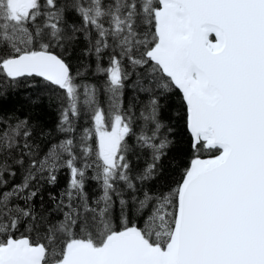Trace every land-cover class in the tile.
Returning a JSON list of instances; mask_svg holds the SVG:
<instances>
[{"label": "snow or ice", "instance_id": "1", "mask_svg": "<svg viewBox=\"0 0 264 264\" xmlns=\"http://www.w3.org/2000/svg\"><path fill=\"white\" fill-rule=\"evenodd\" d=\"M74 3L73 11L81 17L83 27L73 25L71 33L61 38L56 0H44L43 5L53 10L55 19L37 13L23 27L16 25L15 17L10 24L11 14L4 11L7 0H0V103L35 81L65 92L67 84L17 65L40 53L57 61L65 80H70L69 66L56 49L64 48L65 40L80 39L81 31L88 43L85 55L95 56V74L105 78L101 90L112 95L107 104L93 99L79 145L77 129L71 123L79 112L63 105L57 130L71 135L53 142L41 154L42 159L30 161V169L36 171L51 161L45 172L50 186L56 185L60 171L68 173L67 188L58 198L53 197L58 200L60 218L46 222V244L37 245L23 235V231L39 227L34 223L36 211L28 203L38 196L29 183V179L35 180V173L11 187L0 180V235L5 237L0 245L9 240L27 241L50 253L45 257L49 264H63L65 249L73 242L94 243L104 250L135 237L147 252L161 257L160 264H166L173 254L187 258L190 264H264V0H141L139 4L127 0L129 7L123 14L132 19L116 16L115 28L90 19L88 13L90 5H97L95 16L103 21L110 9L120 11V0ZM178 12L186 21L178 29L187 33L182 40L169 31ZM40 15H45L42 26L37 25ZM122 24L136 37L131 41L135 47H124L127 34L117 44L112 33H124ZM141 24L143 33L138 27ZM44 29L50 32L48 41L37 39ZM22 33H27L26 40ZM130 67L151 71L141 76L129 71ZM133 76L137 79L129 91L135 93V104L125 102L124 93L125 82ZM80 88L86 100L89 85ZM91 89L94 94L97 85ZM172 95L179 100L174 115L167 114L170 105L165 103ZM111 115L123 133L114 153L102 151L96 128L97 116ZM33 127L28 117L0 115V152L11 154L22 141L27 151L21 156L33 157L29 143ZM182 135L187 137L189 159L180 168L179 179L169 183L170 157ZM110 155L119 160L118 167ZM90 182L97 183L101 192L94 201L85 192ZM74 197L80 201V209L73 207ZM13 198L24 207L13 204ZM117 205L119 214L114 217L112 210ZM39 219L45 221L46 217ZM57 233L63 235L59 249L53 245ZM197 236L202 237L199 245L193 243Z\"/></svg>", "mask_w": 264, "mask_h": 264}, {"label": "trees", "instance_id": "2", "mask_svg": "<svg viewBox=\"0 0 264 264\" xmlns=\"http://www.w3.org/2000/svg\"><path fill=\"white\" fill-rule=\"evenodd\" d=\"M57 2V11L56 17L60 19V25L63 28V31L59 34L61 38L66 37L71 33V29L73 25L78 28L83 27V21L81 17L73 11V7H75L74 0H56ZM112 0H104L105 4H110ZM141 0H137L139 4ZM37 4L39 6H37ZM44 0H33L32 5L28 9V12L23 15H10V24L13 22L12 17H15V23L18 27L24 26L25 20H30L31 15H36L37 13H44L47 17L51 19H55L52 17V9L45 8ZM97 5H90L89 17L90 19H97L98 22H103L105 24L111 23L112 27L116 26V16H119L121 19L131 20L132 17L124 16L123 10L126 7H129L127 0H120L119 9L117 11L116 8L110 9L105 13L103 17V21L100 18L95 16ZM63 8V12L59 11V9ZM6 13H10L8 8L4 10ZM135 10L133 15L136 14ZM111 17V20H110ZM45 22V15L38 16L37 25L42 26ZM121 28L124 29V33L119 31H114L112 35H114L117 39V44L121 40V38L127 34L128 42L124 44V47H135L131 41L135 40L136 37L131 33H128L127 25H120ZM141 33L145 31L144 27L138 25ZM24 39H27V33H22ZM50 32L48 29H44L38 40L48 41L50 40ZM93 38H95V34L93 33ZM64 48H57L56 51L58 54L63 56L67 65L69 66V76L70 80H68L67 85L68 88L65 89V92L68 95H65V92H61L59 88H53L50 85H45L43 81H35L32 85L27 87H22L18 90L12 92V94L7 98L6 102L0 103V115H14L20 118L28 117L30 120V126L33 127V134L29 138V143L32 145V151L35 154L33 157L21 156L22 152L27 151L22 147L18 150H14L11 154L7 152H0V171H3V176H0V180H6L7 187H11L17 183H23L24 178L29 176L31 172L35 173V180L29 179V183L32 187L38 190V196L36 200L28 202L36 211L37 221L35 224H38L39 227H34L31 232L23 231V235L28 236L32 241L37 243H47L45 238V225L48 220H54L56 218H60L56 213V205L58 200L53 199V197H59V194L67 188L68 182V173L67 171H60L58 174V180L55 186H50L46 182L45 172L47 168L51 166V161L44 166L43 169L36 171L32 170L29 167L30 161L33 158L42 159V153L46 152L50 145L53 142H56L59 137L62 138L64 136L71 135V133H61L57 130V124L59 122L60 109L63 105H67L69 111L73 109L79 112L78 118H71L72 126L77 129V140L76 143L79 145L81 143L78 138L83 133L80 132L88 124L89 113L93 110L92 101L93 99L97 100L101 104H107V101L112 99L111 93H108L107 96L101 90L105 84V78L99 75H96V58L95 56L85 55V48L88 46V43L83 39V31L80 32V39L64 41ZM111 48V46H110ZM120 48L117 47V51ZM107 55L105 54L104 63L107 62ZM126 63V62H125ZM129 71L132 72H140L141 76H143V72L151 71V69L138 70L135 68H129ZM137 77L133 76L131 80L125 82L127 87L124 89L125 93V102H131L133 104L136 101L133 99L135 93L133 91H129L131 84ZM88 84L89 88L87 89V99H84V90L80 88L81 85ZM97 85V91L93 94L91 85ZM119 89H117V93ZM166 104L170 105V107L166 110L167 114L174 115L177 110H179V100L176 95H172L167 101ZM101 128L104 130H109L114 121V115L109 117L101 118ZM97 117H96V128H97ZM175 122V121H173ZM110 124L111 127H107L106 125ZM122 136V135H121ZM120 136V137H121ZM119 137V138H120ZM179 143L177 144V151L173 152L171 160V167L168 169L166 174L167 180L170 183L173 179H179V170L185 164L189 157L186 154L187 151V137L182 135L178 138ZM93 145H95L96 141H92ZM38 146V147H37ZM23 159V164H17L15 161L17 159ZM113 163L118 167L119 160L114 156ZM7 164L8 169H4V165ZM10 172H15L16 175H10ZM164 181H160V184H163ZM159 184L156 186L159 188ZM85 192L90 201H94L99 195H101L99 185L95 182H90L86 184ZM13 204L20 203L21 207H24V204L17 201L15 198L12 200ZM73 207L76 209H80L81 203L75 197L72 200ZM51 214V215H49ZM112 214L114 217H118L119 207L118 205L114 207L112 210ZM40 216H45L46 220L41 221L39 219ZM118 226V225H117ZM21 233L18 232L15 235L19 237ZM3 235H0V239H4ZM63 239V235L57 233L56 238L53 241V245L59 249V242ZM98 239L94 235V240ZM79 244H90V243H82V242H73L67 249H65V254L74 246ZM94 247L96 245L94 243L90 244ZM64 254V255H65ZM50 255V253L46 252L44 249V257L43 264H49V262L45 259L46 256Z\"/></svg>", "mask_w": 264, "mask_h": 264}, {"label": "water", "instance_id": "3", "mask_svg": "<svg viewBox=\"0 0 264 264\" xmlns=\"http://www.w3.org/2000/svg\"><path fill=\"white\" fill-rule=\"evenodd\" d=\"M161 14H164L163 11ZM185 23L182 13L179 12L169 23V31L177 33L178 40L187 37L186 32L178 31ZM17 67L38 70L62 84L67 82L61 65L40 53L25 57L18 62ZM120 133L123 134L122 130ZM193 243L199 245L202 243V237L197 236ZM43 256V248L34 247L27 241L9 240L8 244L0 245V264H42ZM160 261L159 255L147 252L140 242L132 237L122 240L118 245H110L104 250L88 244L78 245L65 255L63 264H160ZM166 264H190V261L173 254L166 258Z\"/></svg>", "mask_w": 264, "mask_h": 264}, {"label": "rangeland", "instance_id": "4", "mask_svg": "<svg viewBox=\"0 0 264 264\" xmlns=\"http://www.w3.org/2000/svg\"><path fill=\"white\" fill-rule=\"evenodd\" d=\"M33 0H7V8L12 15H23L28 12ZM97 128L99 129V140L102 151L114 153L116 151V142L120 137V128L114 121L109 130L101 128V119L97 117ZM111 133V134H110ZM110 159H114V155H110Z\"/></svg>", "mask_w": 264, "mask_h": 264}, {"label": "bare ground", "instance_id": "5", "mask_svg": "<svg viewBox=\"0 0 264 264\" xmlns=\"http://www.w3.org/2000/svg\"><path fill=\"white\" fill-rule=\"evenodd\" d=\"M60 138V137H59ZM90 245V244H89ZM92 246V245H91ZM94 247V246H93Z\"/></svg>", "mask_w": 264, "mask_h": 264}]
</instances>
